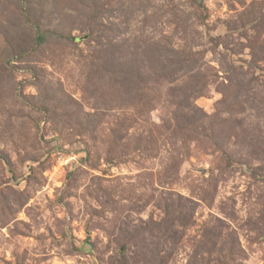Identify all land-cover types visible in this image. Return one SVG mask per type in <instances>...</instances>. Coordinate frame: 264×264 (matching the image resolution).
Masks as SVG:
<instances>
[{"label":"rangeland","instance_id":"obj_1","mask_svg":"<svg viewBox=\"0 0 264 264\" xmlns=\"http://www.w3.org/2000/svg\"><path fill=\"white\" fill-rule=\"evenodd\" d=\"M0 264H264V0H0Z\"/></svg>","mask_w":264,"mask_h":264}]
</instances>
